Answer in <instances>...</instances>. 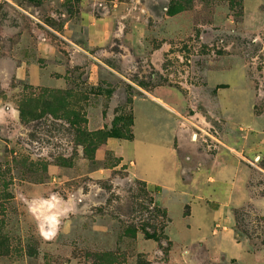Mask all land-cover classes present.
<instances>
[{
	"label": "rangeland",
	"instance_id": "374dc122",
	"mask_svg": "<svg viewBox=\"0 0 264 264\" xmlns=\"http://www.w3.org/2000/svg\"><path fill=\"white\" fill-rule=\"evenodd\" d=\"M15 1L37 18L0 0V77L8 75L5 48L37 56L36 38L13 32L37 30L57 49L51 59L38 56L40 63L49 61L67 85L33 86L10 76L8 85L0 83L3 103L19 108L37 98L35 119L9 116L0 128V264H109L99 259L106 252L118 255L113 264H264V158L251 165L248 203L232 212L237 241L219 255L214 247L176 246L151 189L101 148L110 137H132L136 102L145 112L158 105L181 126L193 124V142L198 131L212 138L191 121L219 137L225 115L261 114L264 0L109 2L113 38L96 48L52 30L64 19L52 13L76 12V0ZM96 132L112 136L84 147V133ZM146 230L164 231L169 240Z\"/></svg>",
	"mask_w": 264,
	"mask_h": 264
},
{
	"label": "crops",
	"instance_id": "0c3cea01",
	"mask_svg": "<svg viewBox=\"0 0 264 264\" xmlns=\"http://www.w3.org/2000/svg\"><path fill=\"white\" fill-rule=\"evenodd\" d=\"M9 1L37 18L34 12L15 0ZM50 1L59 4L69 2ZM76 2L79 8L74 13L67 8L64 12L52 13L64 18L62 29H52L53 32L80 48L79 41H85L90 48L106 46L113 38L109 2L117 6L119 0ZM32 7L39 12V6ZM13 34L20 38L26 34L35 37L37 56L29 58L18 52L11 54L10 47L8 50L5 48L1 67L8 75L0 77L2 86L9 84L6 78L10 76L33 86L65 88V78L54 74L49 61L42 65L38 59V56L51 59L57 54L47 35L37 30L15 31ZM18 44L20 41L14 44V50ZM63 69L58 65L56 70L63 73ZM155 106L157 109L145 112L136 102L132 138L110 137L101 148L115 152L122 162L128 164L131 173L151 189L156 202L167 213L166 232L176 246L214 247L216 253L222 255L229 243L237 241L232 212L249 201L251 165L254 159L264 158V111L261 114L250 111L242 117L225 115L226 127L219 137L189 119L212 138L198 131V138L193 142L192 131H197L193 124L181 126L174 116L166 115L164 118V109ZM9 116L21 121L20 110L14 102L6 100L3 103L0 100V128L8 126ZM260 120L261 126H258Z\"/></svg>",
	"mask_w": 264,
	"mask_h": 264
},
{
	"label": "trees",
	"instance_id": "16d2710c",
	"mask_svg": "<svg viewBox=\"0 0 264 264\" xmlns=\"http://www.w3.org/2000/svg\"><path fill=\"white\" fill-rule=\"evenodd\" d=\"M37 100L36 97H29L26 100H22L19 103V110H20V115H21V121L23 122L26 118H34V109L31 108L32 104L35 103V101ZM32 110V111H29ZM110 136H112L111 134H109L108 132H96V133H84V141H82L81 144L84 145V147H88V144H94L93 141L95 140H99V142L101 143L102 140L104 138L108 139ZM102 138V139H101ZM132 138V137H131ZM93 142V143H92ZM159 204L157 203V206ZM160 210L161 216L162 217H166L167 213L165 211V209L161 208V207H157ZM168 222V219H167ZM164 229V228H163ZM136 231H134L133 233H135ZM146 234L150 237V238H154L157 241H160L163 238L169 240L168 236L164 233V231L161 233V235L156 234L154 231L153 232H149L148 230L145 231ZM118 258V255L114 252H106L102 255L99 256V259L102 262H106L109 264H113L116 262V259Z\"/></svg>",
	"mask_w": 264,
	"mask_h": 264
}]
</instances>
